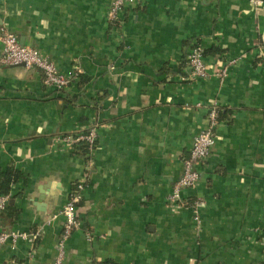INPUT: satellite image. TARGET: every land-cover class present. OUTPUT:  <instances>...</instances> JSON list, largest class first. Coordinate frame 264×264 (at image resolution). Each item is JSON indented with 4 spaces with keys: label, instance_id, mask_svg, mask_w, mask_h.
<instances>
[{
    "label": "crops",
    "instance_id": "obj_1",
    "mask_svg": "<svg viewBox=\"0 0 264 264\" xmlns=\"http://www.w3.org/2000/svg\"><path fill=\"white\" fill-rule=\"evenodd\" d=\"M257 1L142 0L110 24L111 0H0V30L60 71L89 77L57 90L39 69L0 65V172H18L0 230L29 235L0 245V264H52L74 194L78 226L63 240V264H264ZM197 42L208 75L192 78L187 56ZM213 104L215 143L196 184L171 202ZM93 125L95 147L77 154L73 136Z\"/></svg>",
    "mask_w": 264,
    "mask_h": 264
},
{
    "label": "built area",
    "instance_id": "obj_2",
    "mask_svg": "<svg viewBox=\"0 0 264 264\" xmlns=\"http://www.w3.org/2000/svg\"><path fill=\"white\" fill-rule=\"evenodd\" d=\"M140 1L142 0H111L107 11L110 24H115L118 21L119 13L126 4ZM253 2L258 3L259 1L253 0ZM0 43L2 45L0 65L22 64L26 68L39 69L43 74V83L45 86L61 90L68 87L78 75L79 71H76V69L60 71L54 62L41 55L37 49L20 44L13 33L4 29L0 30ZM187 57L190 67L189 75L192 78L206 77L208 75V65L204 58V48L200 43L197 42L191 46ZM225 73L226 68L224 67L219 75L222 77ZM207 120V126L194 136L188 156L183 160L182 173L173 183L169 196L171 202H177L180 199L181 190L193 187L200 178L197 164L207 157L215 143L214 131L218 120L217 108L214 104L208 107ZM96 137V125H93L87 129L86 133L79 132L73 138L69 136L65 138L66 140L72 138L75 142L81 140L86 141L90 150H92L95 147ZM8 198V194L0 195V212L7 206ZM78 201L79 196L77 194L71 195L62 208V215L64 217L63 240L78 226L76 217V204ZM193 206L199 207L200 201L195 200ZM28 237L29 235L24 232L0 230V245L7 242L14 245L19 238L27 239ZM63 240L58 244V252L52 264H63Z\"/></svg>",
    "mask_w": 264,
    "mask_h": 264
},
{
    "label": "trees",
    "instance_id": "obj_3",
    "mask_svg": "<svg viewBox=\"0 0 264 264\" xmlns=\"http://www.w3.org/2000/svg\"><path fill=\"white\" fill-rule=\"evenodd\" d=\"M206 50H204V54H205ZM188 62V59H187ZM80 79V83H86L89 80V77H86L84 75L78 74L77 75ZM61 92V91H60ZM63 91L61 92V94L59 95L60 98L62 99H66L67 96L66 95H62ZM69 101H74V97H72V99L70 98ZM218 112L219 109L217 111V120H218ZM86 130H83L82 133H86ZM74 151L82 156H85L86 154L89 153L90 148L89 145L87 144L86 141H78L77 143H75L74 145ZM17 174L18 172H16L15 170L12 169H7L6 171L0 172V194H8L10 191V186L11 184L16 180L17 178ZM77 185L73 184L72 186V190L76 191L77 189ZM99 264H108V262L105 263H99Z\"/></svg>",
    "mask_w": 264,
    "mask_h": 264
},
{
    "label": "water",
    "instance_id": "obj_4",
    "mask_svg": "<svg viewBox=\"0 0 264 264\" xmlns=\"http://www.w3.org/2000/svg\"><path fill=\"white\" fill-rule=\"evenodd\" d=\"M20 65H22V64H20ZM47 190H48V186L46 185V186H44L43 191L41 192L40 199H43L45 197Z\"/></svg>",
    "mask_w": 264,
    "mask_h": 264
}]
</instances>
